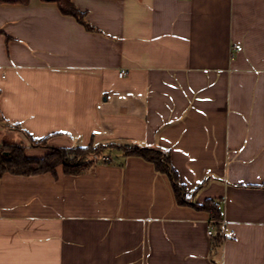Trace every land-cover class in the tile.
Wrapping results in <instances>:
<instances>
[{"label":"crops","instance_id":"1","mask_svg":"<svg viewBox=\"0 0 264 264\" xmlns=\"http://www.w3.org/2000/svg\"><path fill=\"white\" fill-rule=\"evenodd\" d=\"M70 1L91 30L55 1L0 0V124L158 149L189 204L114 148L79 175L4 173L0 264H264V0ZM207 200L219 245L191 205Z\"/></svg>","mask_w":264,"mask_h":264},{"label":"trees","instance_id":"2","mask_svg":"<svg viewBox=\"0 0 264 264\" xmlns=\"http://www.w3.org/2000/svg\"><path fill=\"white\" fill-rule=\"evenodd\" d=\"M10 2L26 3L27 0H9ZM57 2L59 11L65 16L74 18L85 29L91 30V26L85 21V14L75 8L70 0H49ZM30 147L35 149H47L49 153L42 158H28L25 155V147L8 145L14 148L11 151L3 150L0 147V176L4 173L13 175L30 176L42 173L53 172L57 166H62L63 172L67 175H79L86 172L97 163L103 156L105 150L117 149L127 157H138L151 163L155 170L166 175L172 185L176 200L179 204H189L184 188L178 184L175 173L170 166V160L166 153L147 147L121 146L118 144H91L87 147H73L69 149L52 148L47 144V138L41 140L32 139ZM7 146V145H6ZM264 188V182L259 186ZM195 209L205 211L213 221L214 234L213 245H219L224 239L222 227L221 209L212 200H207L202 205L191 204Z\"/></svg>","mask_w":264,"mask_h":264},{"label":"rangeland","instance_id":"3","mask_svg":"<svg viewBox=\"0 0 264 264\" xmlns=\"http://www.w3.org/2000/svg\"><path fill=\"white\" fill-rule=\"evenodd\" d=\"M4 127H5L6 131L4 130ZM30 144H31V142L27 143L26 137L17 133V130L10 129L8 126H6V125L3 126V124H0V147L2 146L1 148L3 150L11 151V149L14 148V146H12V148H11L8 145H15L16 147L22 146L25 148H27V147L29 148Z\"/></svg>","mask_w":264,"mask_h":264},{"label":"built area","instance_id":"4","mask_svg":"<svg viewBox=\"0 0 264 264\" xmlns=\"http://www.w3.org/2000/svg\"><path fill=\"white\" fill-rule=\"evenodd\" d=\"M123 75H124L123 72H121L119 74L120 77H122ZM100 160H101L102 163H110L111 162V159L109 157H105V156H103ZM212 223H213V221L211 220L209 222V225H208V231H207V233H208L209 236L213 235V233H214Z\"/></svg>","mask_w":264,"mask_h":264}]
</instances>
